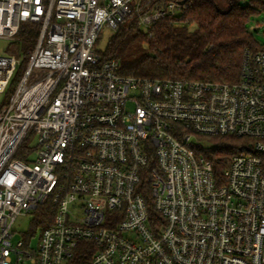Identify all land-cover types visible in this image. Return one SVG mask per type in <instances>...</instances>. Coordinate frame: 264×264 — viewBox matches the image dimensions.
<instances>
[{
    "label": "built area",
    "instance_id": "obj_1",
    "mask_svg": "<svg viewBox=\"0 0 264 264\" xmlns=\"http://www.w3.org/2000/svg\"><path fill=\"white\" fill-rule=\"evenodd\" d=\"M159 1L0 0V40L40 27L0 111V264H264V47L236 83L103 62L105 29L138 14L151 38L182 12ZM20 67L0 50V94ZM223 137L244 151L221 174L206 152ZM40 209L37 245V231L15 241L17 218Z\"/></svg>",
    "mask_w": 264,
    "mask_h": 264
},
{
    "label": "trees",
    "instance_id": "obj_2",
    "mask_svg": "<svg viewBox=\"0 0 264 264\" xmlns=\"http://www.w3.org/2000/svg\"><path fill=\"white\" fill-rule=\"evenodd\" d=\"M174 1L161 0L159 4ZM182 12L179 17L157 23L151 38L139 24L138 14L129 17L111 37L105 51L98 50L103 62L118 60L121 74L136 77L221 83L240 81L246 54L254 55L264 47L250 28L264 16V0H187ZM193 26L195 29H191ZM39 32L37 25H22L17 41L22 67L9 91L15 88L28 67ZM243 145L244 141L230 137L212 139L206 156L222 174L228 161L244 151ZM16 158H23L21 151ZM46 223L43 217L36 227ZM75 264L86 263L78 260Z\"/></svg>",
    "mask_w": 264,
    "mask_h": 264
},
{
    "label": "rangeland",
    "instance_id": "obj_3",
    "mask_svg": "<svg viewBox=\"0 0 264 264\" xmlns=\"http://www.w3.org/2000/svg\"><path fill=\"white\" fill-rule=\"evenodd\" d=\"M182 12H177V16H181ZM256 23H252L250 28L251 31L255 32V39L257 42L264 46V16L259 17L256 20ZM196 26H193L191 29H195ZM143 31L148 35V31L143 28ZM114 31L105 29L102 32V36L99 44L97 45V49L99 51H105L107 44L109 40H111V37L114 35ZM0 50L2 52L18 57V54L21 53L20 45L17 42H9L5 40H0ZM23 61V60H22ZM13 90L8 91L6 94H0V111L4 105H6L9 102V99L13 93ZM46 210L40 209L39 211H33L30 214L23 215L17 218L16 223L13 226V231H15V241L22 239L25 236H29L32 233H35L37 231V236L33 240V245L36 246L38 243V240L41 235V228L36 229V225L38 222L43 220V217L48 218ZM43 215V217H42Z\"/></svg>",
    "mask_w": 264,
    "mask_h": 264
},
{
    "label": "water",
    "instance_id": "obj_4",
    "mask_svg": "<svg viewBox=\"0 0 264 264\" xmlns=\"http://www.w3.org/2000/svg\"><path fill=\"white\" fill-rule=\"evenodd\" d=\"M187 0L182 1L180 4L184 6L186 4Z\"/></svg>",
    "mask_w": 264,
    "mask_h": 264
}]
</instances>
